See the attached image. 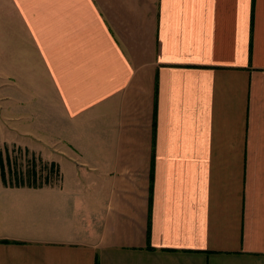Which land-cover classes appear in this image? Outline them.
I'll return each instance as SVG.
<instances>
[{
	"label": "crops",
	"instance_id": "1",
	"mask_svg": "<svg viewBox=\"0 0 264 264\" xmlns=\"http://www.w3.org/2000/svg\"><path fill=\"white\" fill-rule=\"evenodd\" d=\"M0 74V264H264V0H0Z\"/></svg>",
	"mask_w": 264,
	"mask_h": 264
},
{
	"label": "rangeland",
	"instance_id": "2",
	"mask_svg": "<svg viewBox=\"0 0 264 264\" xmlns=\"http://www.w3.org/2000/svg\"><path fill=\"white\" fill-rule=\"evenodd\" d=\"M3 79H4V77H3V74H0V87H1V85H2V89L3 88H5L4 87V81H3ZM3 81V82H2ZM2 118H3V116H2ZM3 122V121H2ZM16 123H17V121H16ZM19 123H20V121H19ZM18 123V124H19ZM21 138V136L19 135V136H17V135H12V136H10V137H7L5 140H12V141H17V140H19ZM0 140H4V138H3V132L2 131H0ZM3 156V153H1L0 152V157H2Z\"/></svg>",
	"mask_w": 264,
	"mask_h": 264
}]
</instances>
